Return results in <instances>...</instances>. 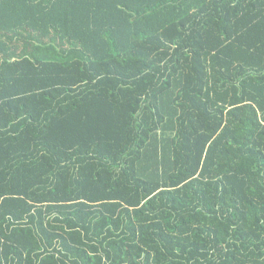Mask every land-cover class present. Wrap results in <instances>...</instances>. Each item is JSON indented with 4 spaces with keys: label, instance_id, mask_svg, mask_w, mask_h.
Returning a JSON list of instances; mask_svg holds the SVG:
<instances>
[{
    "label": "trees",
    "instance_id": "trees-1",
    "mask_svg": "<svg viewBox=\"0 0 264 264\" xmlns=\"http://www.w3.org/2000/svg\"><path fill=\"white\" fill-rule=\"evenodd\" d=\"M0 264H264V0H0Z\"/></svg>",
    "mask_w": 264,
    "mask_h": 264
}]
</instances>
